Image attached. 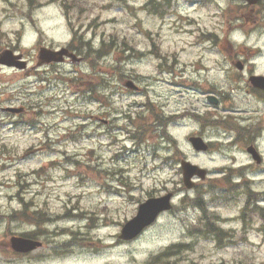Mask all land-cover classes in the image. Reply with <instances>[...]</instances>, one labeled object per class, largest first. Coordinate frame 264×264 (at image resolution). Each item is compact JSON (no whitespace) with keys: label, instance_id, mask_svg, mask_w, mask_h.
<instances>
[{"label":"rangeland","instance_id":"374dc122","mask_svg":"<svg viewBox=\"0 0 264 264\" xmlns=\"http://www.w3.org/2000/svg\"><path fill=\"white\" fill-rule=\"evenodd\" d=\"M144 1L0 0V51L22 53L28 67L42 41L64 47L74 31L90 41L74 42L86 54L77 65L27 76L25 70L0 69V264H158V253L171 243L187 248L169 264H264V211L256 214L264 210V103L250 100L243 83L222 79L217 65L229 54L207 50L204 38L209 32L230 41L232 53L243 46L245 59L264 75L258 56L264 55V35L254 31L264 20L247 14L244 26L224 23V13H252L237 0H169L171 13L163 18L139 9ZM172 54L185 67L181 78L153 68L158 57ZM198 60L210 72L191 67ZM130 78L141 94L124 86ZM210 84L225 98L230 93L229 105L257 112L208 107L201 91ZM6 107L26 112L2 111ZM182 109L194 112L184 115ZM235 121L262 128L253 138L261 165L232 142L225 125ZM200 131L213 144L206 152L188 142ZM181 159L207 171L192 190L182 186ZM239 172L255 191L247 210L245 194L234 186L228 195L220 193L239 181L233 178ZM168 191L176 194L173 209L135 240H119L139 203ZM202 216L211 222L219 217L214 224L226 231L219 241L198 232ZM26 234L43 246L26 255L13 252L10 237Z\"/></svg>","mask_w":264,"mask_h":264},{"label":"water","instance_id":"95a60500","mask_svg":"<svg viewBox=\"0 0 264 264\" xmlns=\"http://www.w3.org/2000/svg\"><path fill=\"white\" fill-rule=\"evenodd\" d=\"M66 53V50H60L57 52L49 51L46 49L41 50L40 56L43 62L49 61H60L61 56ZM21 58V55H13V52L10 50H4L0 55V63H3L7 66H16L18 68L25 67V62L18 61ZM128 87L131 86L130 82L126 84ZM10 112H19V109H7ZM190 142L197 150H205L206 146L203 144L199 138H190ZM257 162L259 160L257 159ZM181 167L183 170L184 184L187 187H191L193 184L190 181V178L193 175H198L201 178L204 177L205 171L198 168L197 166L191 165L186 161H181ZM171 194H168L159 198H151L146 200L144 203L139 205L138 212L135 217L129 220L122 228L120 238L129 240L135 237L140 231L150 223L154 221L157 214L163 210L169 209V198ZM11 247L18 252H29L39 247L41 244L37 241L22 238V237H12L11 238Z\"/></svg>","mask_w":264,"mask_h":264},{"label":"flooded vegetation","instance_id":"af4514ba","mask_svg":"<svg viewBox=\"0 0 264 264\" xmlns=\"http://www.w3.org/2000/svg\"><path fill=\"white\" fill-rule=\"evenodd\" d=\"M254 7H258V11H264V0H261L255 4ZM240 16H243V14H240ZM243 52L242 50H239L238 53ZM163 63V70L166 71L170 75L180 74L182 76V70L177 68V64L168 63L166 59L162 60ZM255 65L251 63L250 61H238L230 59L228 61V66L224 65V68L221 69V72L225 73V75L222 77L224 80L238 83L242 82L248 86L247 92H250L254 94V97L256 100L264 102V90L261 88H256L250 83V77L251 75H254L257 70H254ZM209 93L207 94L215 96L217 98V105L221 103V95L216 92L213 88L208 87ZM252 131L257 132V128H252ZM254 136H256V133H253ZM252 142V141H251ZM249 142V143H251Z\"/></svg>","mask_w":264,"mask_h":264},{"label":"trees","instance_id":"16d2710c","mask_svg":"<svg viewBox=\"0 0 264 264\" xmlns=\"http://www.w3.org/2000/svg\"><path fill=\"white\" fill-rule=\"evenodd\" d=\"M181 244H174L169 247H167L165 250H163L159 255V262H163L164 264H169L166 260H169L171 257L176 256L179 253V250L181 249ZM158 263V264H160Z\"/></svg>","mask_w":264,"mask_h":264}]
</instances>
